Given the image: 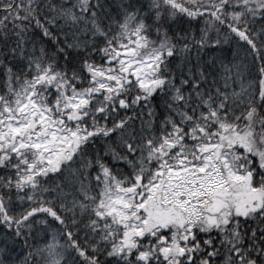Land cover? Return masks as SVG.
<instances>
[{
  "label": "snow or ice",
  "instance_id": "obj_1",
  "mask_svg": "<svg viewBox=\"0 0 264 264\" xmlns=\"http://www.w3.org/2000/svg\"><path fill=\"white\" fill-rule=\"evenodd\" d=\"M0 264H264V0H0Z\"/></svg>",
  "mask_w": 264,
  "mask_h": 264
}]
</instances>
